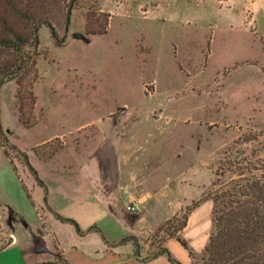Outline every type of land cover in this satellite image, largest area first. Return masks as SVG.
<instances>
[{
  "label": "rangeland",
  "instance_id": "rangeland-1",
  "mask_svg": "<svg viewBox=\"0 0 264 264\" xmlns=\"http://www.w3.org/2000/svg\"><path fill=\"white\" fill-rule=\"evenodd\" d=\"M66 2L47 7L60 44L38 31L35 104L33 72L1 86L0 248L48 208L153 259L161 227L239 177L229 162L264 164V39L222 26L250 5L264 36V0H76L68 26Z\"/></svg>",
  "mask_w": 264,
  "mask_h": 264
},
{
  "label": "trees",
  "instance_id": "trees-1",
  "mask_svg": "<svg viewBox=\"0 0 264 264\" xmlns=\"http://www.w3.org/2000/svg\"><path fill=\"white\" fill-rule=\"evenodd\" d=\"M65 0H0V57L7 54L8 59L3 61L0 67V101L1 86L7 79L16 77L22 84V78L27 73L33 72L28 94L32 99V105L36 98L32 91L33 83L38 79L35 55L39 46V28L45 24L53 38L60 44L59 34L53 16L48 9L49 5H61ZM76 0H68L64 3L65 23H70L72 8ZM22 89L19 90L22 94ZM22 120V119H21ZM1 108H0V136H1ZM7 153V152H6ZM28 166L36 180L45 188V201L48 202V187L39 177L25 154ZM243 162L245 164L243 165ZM228 168L235 166L238 169V178H234L227 184L219 186L208 198L213 201L212 230L203 250L202 264H264V164L257 165L249 158L241 161H231ZM224 165V164H223ZM15 169L16 166L14 165ZM221 169V170H220ZM219 173L224 171L221 166ZM199 204L195 202L182 216V221L177 226L172 224L178 220V215L173 216L167 225L160 228L165 231L167 237H176L192 256L195 251L189 242L180 236L179 232L187 225L189 213ZM58 218L71 222L79 233L84 230L80 224L71 217H65L56 212ZM104 240L105 235L99 229ZM135 247L140 248L136 235L128 236ZM58 248L55 260L38 264H59V260L68 262L63 250ZM140 253V251H139ZM167 254L175 264H182L170 249L166 246L159 254ZM69 264V263H68Z\"/></svg>",
  "mask_w": 264,
  "mask_h": 264
},
{
  "label": "crops",
  "instance_id": "crops-1",
  "mask_svg": "<svg viewBox=\"0 0 264 264\" xmlns=\"http://www.w3.org/2000/svg\"><path fill=\"white\" fill-rule=\"evenodd\" d=\"M224 11L225 18L228 20L222 23L223 27L233 28L235 25L247 26L248 24L251 26L250 31H255L254 33L258 35L256 37L253 34L256 38L264 39V36L254 26L250 5L236 11L234 5L230 4ZM132 197L136 196L132 195ZM212 208L213 201L210 198L199 202L189 213L187 225L179 232L180 236L195 249H201L206 243L212 223ZM56 212L58 213L56 210L50 211L47 208L45 214L42 213L43 216L38 211V217L35 218L26 237L17 235L14 225L6 245L0 248V264H38L55 260L57 246L63 250L69 264H175L167 254H160L153 259H141L143 252L135 253L133 242L127 241L112 245L109 243L112 240L106 235L108 241L103 239L99 231L88 230L89 225L84 227L77 220L84 230L83 233H79L73 223L61 220ZM68 223L72 226H69L68 233H65L61 229L65 228ZM204 226L206 231L202 238L199 232ZM129 242L132 244L131 248L124 250L125 246L130 244ZM166 246L183 264H192L188 249L176 237H169L166 240ZM143 250L147 249L143 248Z\"/></svg>",
  "mask_w": 264,
  "mask_h": 264
}]
</instances>
